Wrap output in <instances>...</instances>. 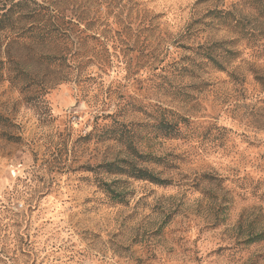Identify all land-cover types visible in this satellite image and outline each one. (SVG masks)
<instances>
[{
  "label": "rangeland",
  "instance_id": "1",
  "mask_svg": "<svg viewBox=\"0 0 264 264\" xmlns=\"http://www.w3.org/2000/svg\"><path fill=\"white\" fill-rule=\"evenodd\" d=\"M37 1L67 40L0 31L40 87L0 71V264H264V0ZM129 148L172 184L98 174Z\"/></svg>",
  "mask_w": 264,
  "mask_h": 264
},
{
  "label": "trees",
  "instance_id": "2",
  "mask_svg": "<svg viewBox=\"0 0 264 264\" xmlns=\"http://www.w3.org/2000/svg\"><path fill=\"white\" fill-rule=\"evenodd\" d=\"M43 10H45V7L37 0H19L13 2L11 6L6 10V12L0 13V31H3L8 24L10 26H13L14 24L21 23V21L24 20L25 22L30 23V25L26 27L25 25H23L18 28L19 30L16 34L15 43L20 42L19 38H21L22 36L25 38V41H29L27 42L28 44L34 45L39 44L45 46L60 44L61 42L66 41L67 36L65 34H67V31L63 30V28L58 25L52 26V28L44 25L49 23V19L46 18L47 13H43ZM209 13L213 14L214 18L220 19L219 24L222 25V23H224L226 26L231 27V23L223 19L224 16L227 17L229 15V11L223 12V10H212ZM215 46H213L212 50L206 55H208L209 58L216 63L217 60L212 52H216L218 47L219 49L223 47L221 46V44H216ZM217 52L215 54H217ZM230 53L232 54L233 52ZM59 57H53V59H51V57L49 56H41V58L44 59L43 64H45L50 70H54L56 67L63 64L62 62H56V59H59ZM218 66L222 68V64L220 62L218 63ZM10 68L15 72V74L8 78L14 85L23 83L22 85H20L21 91L27 90L29 92V90H32L34 88H37L38 90L40 89V87L34 85L35 79L32 78L33 75H30L28 69H26L28 67L24 65L21 66L20 63L16 61H10L7 63H2L0 61V71ZM182 119L186 121L185 117H183ZM170 125L173 126L170 122L163 121L161 124V129L163 131L165 130L168 133L169 131H171L167 130ZM128 150H130L132 156L134 155L136 161L119 159L116 162H106L103 164H99L98 167H96L97 170L100 171L98 174H107V176L116 177L121 176L149 183L151 182L160 187H165L172 184L169 179H162L152 170L138 164L139 161L142 164L149 162L156 163V156H153L152 154L143 155L137 148H133V150L129 148ZM122 182L124 181H122L121 179L107 180L103 178L99 179L98 185L100 186L103 193H105L106 196H108L115 204L128 205L131 200L130 192L127 191L126 187L121 185ZM263 239L264 229L259 231L258 233H251L248 237L247 242L255 243L260 242V240Z\"/></svg>",
  "mask_w": 264,
  "mask_h": 264
}]
</instances>
